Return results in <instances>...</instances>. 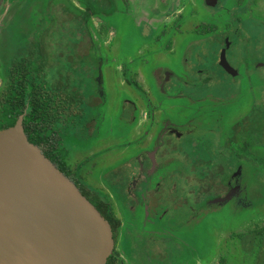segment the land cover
<instances>
[{
  "label": "flooded vegetation",
  "instance_id": "obj_1",
  "mask_svg": "<svg viewBox=\"0 0 264 264\" xmlns=\"http://www.w3.org/2000/svg\"><path fill=\"white\" fill-rule=\"evenodd\" d=\"M20 116L106 264H264V0H0V131Z\"/></svg>",
  "mask_w": 264,
  "mask_h": 264
},
{
  "label": "water",
  "instance_id": "obj_2",
  "mask_svg": "<svg viewBox=\"0 0 264 264\" xmlns=\"http://www.w3.org/2000/svg\"><path fill=\"white\" fill-rule=\"evenodd\" d=\"M109 223L28 140L20 116L0 131V264H106Z\"/></svg>",
  "mask_w": 264,
  "mask_h": 264
},
{
  "label": "rangeland",
  "instance_id": "obj_3",
  "mask_svg": "<svg viewBox=\"0 0 264 264\" xmlns=\"http://www.w3.org/2000/svg\"><path fill=\"white\" fill-rule=\"evenodd\" d=\"M112 25L114 26V28L118 29V39H119V42L121 41L122 43V47L120 49V52L117 54V57L120 58V59H123L125 58L124 56L127 55V25L126 23L124 24L123 20L122 19H115L113 20L112 22ZM109 91H113V95L115 96L116 95V92H117V88H118V83L116 82L115 83H109ZM115 85V87H114ZM117 98V101H122V94L119 96L116 97ZM116 100V99H115ZM245 106V105H243ZM107 112V118H112V122L113 125H112V128H115V122L113 121V118H116V115H117V111H115L113 109V107H111L110 109L108 108V110H106ZM121 136H123L121 134ZM83 142L80 140V139H77L76 137H72L70 136L69 139L67 140L66 142V149H67V154L65 156V160L66 162L68 163V166H71L72 168L74 167V160L76 159V151H77V148L79 146H83ZM122 144H123V139H121L120 141H118V143L116 145L122 147ZM119 147V148H120ZM119 151V150H118ZM117 151V152H118ZM121 162H116V166L119 165ZM97 174L99 173H103V168L102 167H99L97 169ZM203 224L202 226H200L199 230L197 231V238L199 239V237L202 239V241H204V232H203ZM253 262V260L251 259H247L246 260V264H251Z\"/></svg>",
  "mask_w": 264,
  "mask_h": 264
},
{
  "label": "trees",
  "instance_id": "obj_4",
  "mask_svg": "<svg viewBox=\"0 0 264 264\" xmlns=\"http://www.w3.org/2000/svg\"><path fill=\"white\" fill-rule=\"evenodd\" d=\"M29 120H30V116L28 115L27 117H26V119H25V123L28 125V122H29ZM27 133V130L25 131V134ZM27 135V134H26ZM29 140V139H28ZM30 142H33V141H31V140H29ZM33 143H35V144H39V142L38 141H35V142H33Z\"/></svg>",
  "mask_w": 264,
  "mask_h": 264
}]
</instances>
